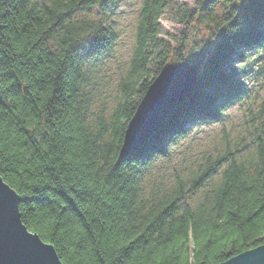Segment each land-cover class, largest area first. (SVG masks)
<instances>
[{"label":"trees","instance_id":"16d2710c","mask_svg":"<svg viewBox=\"0 0 264 264\" xmlns=\"http://www.w3.org/2000/svg\"><path fill=\"white\" fill-rule=\"evenodd\" d=\"M116 3L0 0V176L22 222L63 264H216L263 244L264 104L237 128L225 120L245 91L241 58L264 46V0H142L113 72ZM173 60H201L196 87L118 161L140 97ZM213 125L177 160L195 126Z\"/></svg>","mask_w":264,"mask_h":264},{"label":"water","instance_id":"95a60500","mask_svg":"<svg viewBox=\"0 0 264 264\" xmlns=\"http://www.w3.org/2000/svg\"><path fill=\"white\" fill-rule=\"evenodd\" d=\"M201 61H170L150 81L127 123L118 161L143 146L196 87ZM21 198L0 176V264H63L55 247L21 220ZM216 264H264V243Z\"/></svg>","mask_w":264,"mask_h":264},{"label":"rangeland","instance_id":"374dc122","mask_svg":"<svg viewBox=\"0 0 264 264\" xmlns=\"http://www.w3.org/2000/svg\"><path fill=\"white\" fill-rule=\"evenodd\" d=\"M175 1H186L188 3H193V0H175ZM139 0H125L122 3V12L119 15V10H117V14L119 16L116 17L115 22L117 25V29L120 32V46L116 48L113 57L109 61V67L111 71H117L120 67L119 65L122 64L125 56L128 55L132 43V35H131V28L135 21V16L138 8ZM120 3V5H121ZM163 25L169 29L171 32L177 33V29L181 26L170 22L168 20L162 19L161 20ZM111 63V65H110ZM254 68H257V62L254 63ZM261 95V91L259 92L258 96ZM240 120V110L237 107H234L229 116H228V126L235 127ZM190 124H186L184 128L189 127ZM220 125H213V126H195L191 134L194 135L195 143L190 144L189 148H187V142L181 144L179 149L177 150V160L181 159L183 156H190V152L200 148L203 144V141L206 142L211 139V137L215 134H218L220 131Z\"/></svg>","mask_w":264,"mask_h":264}]
</instances>
